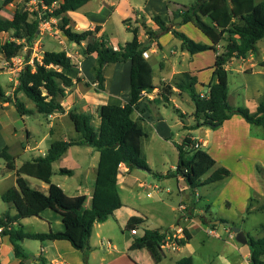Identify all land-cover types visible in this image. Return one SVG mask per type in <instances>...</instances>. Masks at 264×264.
Returning <instances> with one entry per match:
<instances>
[{
	"label": "trees",
	"instance_id": "1",
	"mask_svg": "<svg viewBox=\"0 0 264 264\" xmlns=\"http://www.w3.org/2000/svg\"><path fill=\"white\" fill-rule=\"evenodd\" d=\"M15 0H3V5L12 4ZM38 10H15L11 18L0 15V34L13 30L11 39L0 43V55L4 61L11 58H21L22 66L17 75V84L9 94L0 87V104L10 103L19 116L32 114L18 98L24 95L34 105L35 112L45 117L55 113L65 112L62 102L66 92L74 86L70 72L74 65L67 53L60 51H43L41 57L32 56L33 45L40 35V26L50 19H59V30L69 43L80 46L85 44L82 54L87 57L96 54L95 63L91 67L95 92L104 91V70L110 64L130 63L128 101L123 105L104 104L96 109L98 126L93 125L94 118L89 112L71 110L67 115L77 134L75 140H56L50 143L45 154L20 166L15 165L16 157L8 153L7 148L0 152L6 171L15 173V186L1 195L2 202L14 209V215L8 212L0 217V238L7 236L14 249L16 257L26 258L21 243L30 241H66L81 253L84 264H87L89 247L87 241L91 235L94 223H102L118 209L124 207L118 195L117 175L120 167L127 171L133 169L148 171L149 167L142 151V138L146 135L140 123L132 118L138 108V102L143 93L155 89L152 82V69L144 53L147 48L138 40L140 27H130L129 19L122 20L127 32L132 34L130 41L116 46L104 37H96L100 26L93 30L75 32L69 26V19L63 16L67 12H75L91 0H35ZM44 7L45 9H42ZM1 11V8H0ZM172 17H181L182 24L190 23L198 29L211 43L207 46L194 42L185 34L173 29L159 15L151 16L159 33L155 34L144 28V34L150 41H156L159 36L170 33L181 43V50L194 55L214 46L222 45V51L215 55L213 63V82L205 86L208 91L204 96L195 90L198 83L196 77L187 73L172 80L169 85L160 83L159 90L163 100L167 101L173 93L172 88L180 93H186L193 104L194 126L217 128L233 116L241 117L246 123L261 127L264 138V99L257 104L256 111L231 106L227 102L228 71L225 65L232 59L244 60L248 54L254 53L256 44L264 37V0L255 4L254 0H194L189 6H182L172 13ZM207 18L209 22H205ZM142 28V29H143ZM159 47V46H158ZM264 69V61L258 64ZM78 81V80H77ZM87 85V84H86ZM183 128H188L183 126ZM197 143L190 135L183 138L177 147L178 159L174 171L181 176L189 190L220 181L230 175L224 168H218L208 174L215 165L214 159L202 149L194 148ZM72 146H87L98 153V162L93 181V194L90 208L84 209V195L68 196L57 185L51 183L52 165L58 161ZM62 175H71L72 170L60 168ZM22 176L37 179L47 186V192L31 188ZM46 210L58 213L63 229L47 233L25 232L22 220L37 217ZM201 224L210 226L204 216H198ZM222 222V221H221ZM138 225L135 219H130L125 228L130 232ZM262 235L253 238L246 233L250 264H264V224ZM164 235L156 230H145L143 235L135 238L130 249H146L154 263L161 259L160 245ZM190 236L183 232V238L177 239L178 247L185 246ZM177 264H192V258L178 260ZM18 264H25L22 261ZM40 264L41 263L40 261Z\"/></svg>",
	"mask_w": 264,
	"mask_h": 264
},
{
	"label": "crops",
	"instance_id": "2",
	"mask_svg": "<svg viewBox=\"0 0 264 264\" xmlns=\"http://www.w3.org/2000/svg\"><path fill=\"white\" fill-rule=\"evenodd\" d=\"M93 1L95 0H91L83 7H81L80 9L74 12L76 13L78 18V21H76L77 22L76 30L82 32L85 30H93L95 26H100V30L97 32L95 36L104 37L112 45L115 40H111L104 33L106 25L109 19L111 18L106 16L104 17V14L111 12L112 8H114V11L111 13V16L116 12L119 13L120 8L126 6L128 7L130 14L126 15L125 18L127 19L133 18L137 14L138 17L141 16L143 20H147L149 19V17H151V14L149 13L146 7L149 5V3L153 2L157 4L158 10L162 11L163 13L162 15L156 13V15H159L160 18L165 23H168L169 21H171L170 16H172V13L177 9L181 8L182 6H184L177 3H173L171 2V0H145L142 6L134 5L133 7L130 6L129 0H117V1L97 0L96 4L91 6V3ZM193 1L194 0H191L190 2L192 3ZM9 5H13V3ZM99 13L101 15H99ZM174 19L175 18H173L172 21ZM132 24H133L132 27H137V26L140 27L139 22L136 20V17L133 18ZM187 25L193 27V29L191 28V30L196 36L197 39V40L195 39L196 42L205 44L207 46L211 45L209 40L206 38H202V36L200 35L203 34L190 23L182 24L181 21L180 23H178L176 28L175 27L172 28L185 34L189 38L190 35L184 31V28ZM146 28L148 30H151L155 34L159 33L158 27L152 22L151 24H146ZM143 30L144 29L140 27L137 37L139 42L144 47L147 48V51L145 52L144 56L151 66L152 82L153 85L155 86V89H153V91L151 92H146L143 94L142 99L138 102L137 110L132 115V118L137 120L142 126V128H144L145 126L157 127L158 124L164 123V120L159 116L160 113L159 107L161 102L164 101L161 91L159 90L158 87L160 83L169 85L173 79L179 77L184 73H187L190 76L196 77L198 82L196 85L200 87L198 88V91L196 90L197 92L204 94L201 92L203 88L205 89L204 90L205 93L208 91V89L205 88L204 86H207L210 82L214 81L212 77L213 63H214L215 55L222 51V45H223L220 44L218 46H214L213 50H207L194 55H189L187 52L181 50L180 41L174 38L170 33H166L159 36L156 41L154 40L150 41L144 35ZM190 38L193 39L195 37H190ZM84 43H82L80 46L85 45ZM119 44H123V43H119ZM87 57H90L92 61L96 59V54H91ZM87 57L85 58L87 59ZM262 61H264V53H262V50L256 46L255 52L248 54L244 60L232 59L230 62H228L225 65L224 68L229 73L228 74L229 87L227 93V102L229 105L246 108L250 113H254L256 111L258 102L264 99V69L258 66V64ZM92 65L93 64L90 62L88 66L92 67ZM129 68H130L129 62L110 64L106 67V69L104 70V77H105L104 91L96 95L97 100L100 103L99 106L104 104L123 105L128 101ZM108 69L110 70L106 71ZM15 77H17V71H15ZM155 77H157L158 80L157 82L154 80ZM15 86H16V78L14 81V87ZM0 87L2 88L1 84ZM172 91L173 94L169 96L167 100L168 102L173 101V98L175 96L184 101L186 98H188L186 93H180L175 88H172ZM103 93L106 95L104 96ZM5 94H9V93L5 92ZM21 97H22L21 94H19L18 98L22 101ZM62 106L65 110V105L63 103ZM174 108L176 109V112L179 113L180 118L187 116V114L181 112L176 105H174ZM71 110L73 111V108L69 110H65L64 113L67 114V112ZM193 111L190 114V117L192 116ZM8 113L11 114L13 119L16 120L24 118L18 115L12 104L10 103L1 104L0 120L3 117H6V114ZM57 115L58 113H55L47 117L43 116L45 118V121H47L45 127L46 131L44 132L43 137L39 141L37 140L31 141L30 137L32 132L29 131L28 129H25V140L28 145L24 146L20 142L11 143V148L14 150V152L10 153L8 151V153L16 157L15 165L17 167L20 166L24 161H29L34 158H37L38 156H43L50 143L58 140L53 138V134L51 132V128L54 124L52 120L56 119ZM259 128L261 129V127L253 126L246 123L241 117L233 116L217 128L212 129L209 127H200L195 130L198 133V135L196 137H192V136L191 137L199 143L202 149L205 148L206 153H208L215 161L214 167L211 169V171L208 174H206L203 177V179L207 178V176L211 172H213L218 168L227 169L230 175L215 183L207 184V185H214L213 186L215 188L214 191H217V187L221 185L223 187L219 189L218 194L211 199V202L209 204L208 203L204 204V207H199L198 204L201 202V199L203 197L206 198L207 196L206 194L205 196H202L199 195V191L197 189H195L194 191L189 190L186 183L182 188H180V191H182L181 193H184V195L186 194L185 193L186 190L190 192H188L189 194L185 195V199H186L185 202L179 205V206H183L184 210L179 212V217L177 221H175L174 224H171L169 226V229L171 230L172 234L175 231H181L182 235L183 232H186L191 238L190 231H193L194 228H197L199 226L198 224H200L205 228L213 230V228H215V226L218 224L226 226V223H230L229 221H234L236 219L235 211H237L239 214H243V212H246V210H248L247 208L248 202H251L253 200L252 196L257 194L255 188L258 186V182H259V177L257 174L258 169L260 168L259 165L260 164L263 165L264 163V138H263V134L259 132L258 130ZM2 129L3 127L0 126V131ZM160 131L162 132V134L163 133L166 134L165 129L161 128ZM188 135H190L189 131H188ZM47 137L48 139H46ZM29 140L30 142H33L34 144L33 146L29 143ZM63 140L67 141L66 138H63ZM43 142L45 143V148L44 147L42 148ZM5 147L7 148V150H9V147L6 145L2 147V149ZM220 150H222L223 152H218ZM21 151L22 153H20ZM67 152L68 151H66L65 154H67ZM65 154L63 156H65ZM260 154H262L263 157H261ZM24 156H26L25 158L27 159H24ZM17 158H20V161ZM60 159L55 163H53L52 171L54 170V166L57 163H59V161L62 166L60 168H66V169L70 168L68 166H65V164H68L67 161L64 162L63 160ZM97 162H98V158L95 166H91L92 171L94 172L96 170ZM60 168H58V170ZM58 170L57 173H59ZM73 174L74 172L72 171V174L68 176H72ZM13 175H14V179H16L17 175L15 173H13ZM21 177L23 179L27 178L26 176H22V175ZM144 179L145 176L142 175L137 169L127 171V169L124 166H121L120 171L117 175L118 195H119V190L121 189L132 194L138 193V190L144 187V183H143ZM93 181L91 182V185L88 184L84 185L83 183L80 182L77 186L76 184H67L66 187H64V185L60 181L54 182L51 177V183L59 186L66 195L68 196L84 195L85 196V202L83 205L84 209L90 208L91 205V196L93 194ZM204 186L206 185L201 186V188ZM39 188L41 192L43 193L47 192L46 185ZM68 191H70L71 193L67 194ZM236 195L238 196V200H235ZM120 200L122 204L126 206V204L122 201L121 197ZM234 205L236 206L235 209H234ZM212 207H214V209H216V211L220 215L218 221H213L212 219H210L211 217L210 211ZM121 209L114 211L112 215H110L109 217H111V219L116 221V223L119 226H122L123 223L126 226L128 220L135 219L138 223V225H136V235H133L135 236V238L140 237L137 236L139 232L138 230L139 228L140 230L142 229L143 232L145 230H150L147 227H145L146 223H144L145 221H142L141 218L135 217L134 215L128 213L122 214ZM250 210L252 211L264 210V205L259 208L251 207ZM12 212H13L12 214L11 213L9 214L14 215L15 211L13 210ZM199 215L204 216L205 220L209 222L210 226H205L201 224L198 218ZM109 217L106 219V221L102 223H94L92 230L93 228H95V226L99 227L100 225L106 223ZM119 219H121V222H118L120 221ZM21 223L23 225L24 231L29 233H47L49 231L56 232V231H61L63 229L60 215L51 210H46L37 217L24 219L21 221ZM224 230L225 232L228 233V235L230 234L229 237H234V234L232 233L231 228L229 226H227V228ZM161 231L164 230H162L161 228L158 229V232ZM242 232H244V234L246 235L245 231ZM91 235H92V231H91ZM96 235H98V233H96ZM178 237H180V235H178ZM88 241H87V245L89 247V254L87 258V264H89V258L90 255L92 254V251H90L91 247L89 246ZM28 242H30V244H26ZM106 243H107L106 245L107 248H112V249L115 248V245H112L110 239H107ZM130 244L127 246L128 248L127 251H130L129 254L135 253V257L133 258L130 257V259H128L127 254H125L126 256L125 257L124 254H121L122 252H119L116 256H113L109 260L105 261V258L101 259L100 261L101 264H143L140 261L141 259L140 256L142 253L141 251L145 249L131 250ZM187 245L188 244H186L185 246ZM185 246L177 247L176 250L174 251L178 252ZM21 247L23 252L27 254L26 258L16 257L14 255V249L9 241V238L7 236L1 237L0 264H18L21 261L25 264H40V261L43 264H84L81 253L78 250L74 249L66 241L39 242V241L25 240L21 243ZM101 247L104 250V246L101 245ZM245 249L246 251H241V261L237 264H245L244 261L247 258V255L249 254V249L247 245L245 246ZM158 252L164 256L163 250L162 251L158 250ZM180 259L182 258L175 259L174 264H177L176 262ZM153 263L154 261L151 262V264ZM162 263L163 261L161 259L160 261L157 262V264H162ZM147 264H150V262H148Z\"/></svg>",
	"mask_w": 264,
	"mask_h": 264
},
{
	"label": "rangeland",
	"instance_id": "3",
	"mask_svg": "<svg viewBox=\"0 0 264 264\" xmlns=\"http://www.w3.org/2000/svg\"><path fill=\"white\" fill-rule=\"evenodd\" d=\"M144 1L145 0H129V4L131 7L134 5L142 6ZM190 1L191 0H171L173 3L184 6L189 5L191 3ZM260 1L262 0H254V3H259ZM96 2L97 0L93 1L91 6L96 4ZM0 8L2 17L8 19L11 18L12 13L15 10L19 12L24 10L37 12L38 10L35 0H15L13 5H3V1L0 0ZM146 8L151 16L156 13L160 15L163 14L162 11L158 10L157 4L153 2L149 3ZM42 9L45 8L42 7ZM111 10V12L104 14V17H111L106 25L104 33L111 40H115L113 42L114 46H116L117 43L130 41L132 34L127 32L124 29V25L121 24L123 19H127L125 16L130 14L128 7H121L119 13L116 12L112 14V16L111 13L114 11V8ZM99 15L101 14L99 13ZM63 16H66L69 19L68 26L73 31L80 32L76 30V21H78L76 13L67 12ZM134 17H136V20L142 28L143 26H146V24H151V17L147 20H143L142 17H138L137 14ZM133 18H128V25L130 27L133 26ZM170 19V26L176 28L178 24L172 23V16H170ZM204 21L207 23L209 22L207 18H204ZM191 28L193 29V27L187 25L184 28V31L188 33L190 37H195L193 39L189 38L196 42V36ZM12 33L13 30H10L7 34L0 35V43L11 38ZM200 36H202V38H206L203 35ZM91 41L92 38H89L84 44ZM84 46L85 45L77 46L69 43L59 30V19L53 18L50 19V21L41 24L40 35L34 42L32 56L39 58L41 57L43 51L63 50L67 53L74 65L72 71L70 72V76L74 80V86L67 90L66 97L62 103L65 105V110L73 108V110L78 112L91 113L94 118L93 125L97 127L98 118L96 115V109L100 103L98 102L96 95L102 92H95V86L92 83L93 75L91 73V66H88L90 62L94 64L95 60L91 61L90 57H87L86 59L83 56L82 51ZM256 46L262 50V53H264V37L257 42ZM14 69L15 68H13L10 64H7V62H5L0 55V84L2 85L4 92L11 93L13 91L14 81L16 78ZM109 70L110 69L106 71ZM154 80L157 82V77H155ZM194 88L198 91V88L200 87L196 85ZM204 90L205 89L203 88L201 92L205 93ZM104 93L103 95L105 96L106 94ZM21 96L25 106L32 110V114L23 116V119L16 120L8 113L6 114V117H3L0 120V126L3 127L0 131V151L2 147L6 145L9 147L8 151L10 153L14 152L11 148V143L13 142H20L24 146L28 145L25 140V129L32 132L30 137L31 141H39L46 131L45 127L47 121H45V116L43 117V115L36 113L33 103L24 95ZM189 100L190 99L186 98L184 101L175 96L173 101L161 102L159 107V116L164 120V123L158 124L157 127L145 126L143 128L146 136L142 138V151L150 170V172L138 170L145 176L143 181L144 187L140 188L138 193L134 194L128 193L122 189L119 190V195L122 201L126 204V206L124 205L125 207L121 209V213H128L141 218V220L146 223L145 227L150 230L158 231V229L161 228L164 231H169V226L174 224L179 217V205L185 202V195L190 192L186 190L185 195L184 193H181L182 191H180V188L185 185V182L181 176L178 177L174 174L178 159L176 146L181 143L185 136L188 135V131L192 137H196L198 135L195 131L196 129H189V127H193L195 123L194 119H192L193 117H190L193 107L192 103H190L191 101ZM174 105H176L181 112L186 113L187 116L180 118L179 113L176 112V109L174 108ZM52 121L54 124L51 128V132L54 139L63 140V138H66L67 141L76 139L75 137L77 134L73 131L72 123L66 113L58 114L56 119ZM184 125L188 128H183ZM161 128L166 130V134H162L160 131ZM258 130L263 134V131L260 128ZM46 139H48V137ZM30 140L29 143L33 146L34 144L33 142H30ZM43 147L45 148L44 142L42 148ZM203 150L206 151L205 148ZM67 151V154L62 156L60 160H63L64 162L67 161L68 164H65V166L70 167L69 169H72L74 174L72 176H68L57 173L58 168L62 167L59 161V163L54 166L52 180L54 182L60 181L64 187H66L67 184H76L77 186L80 182L84 185H91V182L94 179L93 177H95V172L92 171L91 166H95L98 153L95 149L87 146H72L68 148ZM218 152L223 151L220 150ZM20 153H22V151ZM260 155L263 157L262 154ZM25 157L26 156H24V159H27ZM17 159L20 161V158ZM259 167L260 168L257 173L259 182L258 186L255 188L257 194L252 196L253 200L251 202H248V210H246V212L239 214L235 211L236 219L234 221H229L232 226L241 231H245L253 238H257L262 235L261 226L264 224V210H250L251 207L259 208L264 205V163L263 165L260 164ZM25 179L28 185L34 189L40 190L39 187H43L45 185L41 181L31 177H27ZM13 185L15 186L14 175L12 172L6 171L4 161L0 158V217L7 212L11 214L13 213L12 211L14 209L12 206L2 202L1 200V195L6 190L12 188ZM213 186L214 185H206L202 188H197L199 195H207L206 198L203 197L201 199V202L198 204L199 207H204V204L207 203L209 204L211 199L218 194L219 189L223 187L221 185L217 187V191H214L215 188ZM70 193V191L67 192V194ZM147 194H149V196H147ZM235 200H238L237 195L235 196ZM235 207L236 206L234 205V209ZM210 214V219L218 221L220 215L214 207L211 208ZM119 220L120 221L118 222H121V219ZM198 225L199 226L197 228L190 231L191 240L187 246L178 252L174 250H163L164 256H161L162 254H160L161 260L163 261L162 264H174L175 259L184 257H191L192 264H237L241 261V251H246V245H241L235 241L234 237H229L230 234L228 235V233L224 230L227 226H223L221 224L216 225L215 228H213L214 233L212 234L210 229L205 228L200 224ZM138 230L139 232L137 236H141L143 230H140V228ZM96 233H98V235H96ZM107 239H110L112 245H115L114 249L107 248ZM134 239L135 236L130 234V232L125 228L124 223L122 226H119L116 221L109 217L106 223L100 225L99 227L95 226L92 230V235L88 241V244L91 247L90 251H92L89 258V264H101V259L105 258V261L109 260L113 256H116L119 252H122L121 254H124V256L127 254L128 259H130V257H135V253L129 254L130 251H127V246ZM26 244H30V242ZM100 244L104 246V250ZM141 252L140 261L143 264H147L148 262L151 264L153 260L148 251L145 249Z\"/></svg>",
	"mask_w": 264,
	"mask_h": 264
},
{
	"label": "built area",
	"instance_id": "4",
	"mask_svg": "<svg viewBox=\"0 0 264 264\" xmlns=\"http://www.w3.org/2000/svg\"><path fill=\"white\" fill-rule=\"evenodd\" d=\"M144 55H145V53H144ZM7 64H10L13 68H15L14 71H17V75H18V72L20 71L21 66H22L21 58H11L10 60L7 61ZM16 83H17V77H16ZM93 85L95 86V84H93ZM200 96H204V94H200ZM199 146L200 145L198 142L194 143V145H193L194 148H198ZM147 196H149V194H147ZM182 210H184L183 206H179L178 211H182ZM210 232L212 234L214 233L213 230H210ZM130 233L132 235H136V230H131ZM160 233L164 235V239L160 245V251H162V250H176V248L178 247L176 244V240L183 238L181 231H175L173 234L171 233V230L161 231ZM178 235H180V237H178ZM247 258H248V261L246 260ZM247 258L245 259L244 262L246 264H250L249 254L247 255Z\"/></svg>",
	"mask_w": 264,
	"mask_h": 264
},
{
	"label": "water",
	"instance_id": "5",
	"mask_svg": "<svg viewBox=\"0 0 264 264\" xmlns=\"http://www.w3.org/2000/svg\"><path fill=\"white\" fill-rule=\"evenodd\" d=\"M182 21L181 17H176L172 23L173 24H178ZM226 226H229L231 228L232 233L234 234V238L235 241L241 245H246L247 244V237L244 234V232H242L241 230H239L238 228H235L234 226H232L230 223H226ZM248 261V258L246 259ZM246 264V263H245Z\"/></svg>",
	"mask_w": 264,
	"mask_h": 264
}]
</instances>
